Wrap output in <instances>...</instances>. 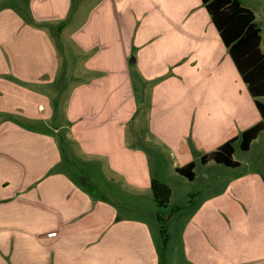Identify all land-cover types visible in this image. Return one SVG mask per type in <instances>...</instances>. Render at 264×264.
Listing matches in <instances>:
<instances>
[{"label": "crops", "instance_id": "1", "mask_svg": "<svg viewBox=\"0 0 264 264\" xmlns=\"http://www.w3.org/2000/svg\"><path fill=\"white\" fill-rule=\"evenodd\" d=\"M108 1H100L99 17ZM240 1L256 14L264 52V0ZM112 2L131 14L134 8L147 10L152 48L129 63L132 54L112 40L111 47L118 48L108 51L87 21L70 35L83 53L99 48L86 59L84 80L72 89L65 115L72 122L71 138L105 159L118 178L102 186L68 178L71 160L62 159L57 143L62 127L55 128L57 136L32 127L40 122L48 129L54 115L52 81L65 76L61 52L69 42L58 46L68 26H58L53 12L63 16L66 7L38 2L29 13L15 6L17 0H0V264L166 263L169 248L162 259L148 222L120 210L137 213L140 199L151 203L153 178L172 188L174 210L181 207L169 218V231L173 225L180 230L186 264H264V166L202 164L204 187L188 191L186 203L177 200L168 177H156L152 169L151 157L161 164L159 158L168 155L179 175L177 168L195 163V152L202 157L261 121L202 0ZM116 18L120 24L119 14ZM41 22L48 28L40 29ZM134 65L141 69L135 74ZM137 78L145 85L164 78L147 90L152 98L141 119L139 109L147 102L138 97ZM135 117V125L126 126ZM195 165L194 180L179 177L197 181ZM50 167L56 175L43 179ZM186 206L195 208L182 216ZM43 217H49L48 227Z\"/></svg>", "mask_w": 264, "mask_h": 264}, {"label": "rangeland", "instance_id": "2", "mask_svg": "<svg viewBox=\"0 0 264 264\" xmlns=\"http://www.w3.org/2000/svg\"><path fill=\"white\" fill-rule=\"evenodd\" d=\"M18 3H16L15 6H22L25 7L29 13H31V8H38V2L44 3V4H50L53 2L54 8H60L65 6L66 8L63 9L66 10L65 14L62 16V12L58 10H54L53 12V21L55 23H58V26H61L63 24H66V27L68 26V29L65 30V36L63 41L60 39L58 41V46L62 47V44L68 43V49L66 47V51H64V48L62 47L63 51L61 52V57L64 62H66V67L64 69L65 76L61 77V74L59 78L54 79L53 85L55 86L51 87L52 93L55 96V104L53 108L54 115L50 119L49 123L47 124L48 129L42 125L40 122H38V125L32 126L35 128H38V132L46 133L50 136H57L58 135V146H59V152L62 155V159H64V156L66 159L71 160L69 163V179L72 181H76L81 184V182H92L96 184H100L102 186H111L112 180L117 181L118 178L114 175L113 172L110 171V167L108 166L109 163L106 162L105 159L99 158L97 156H93L89 153H87L83 148V142H78L71 138V127L72 122L68 120V116L65 114L67 113L66 106L69 104L70 97L72 95L71 91L73 88L78 87L81 85L82 81L84 80V64L86 62V59L89 60L92 58V56H95L99 48L94 46L91 48V51L89 53H83L82 48L78 45V41L75 39L76 45L71 44V37L70 35L72 33L79 32V28L82 27L84 21H87L89 23V30L91 31V34L95 35L94 38H97L101 36L104 39V42L107 44H104L107 46L108 51L111 48H118V47H111L110 42L111 40L117 43H120L122 48L124 47L129 51L132 55L129 58V63L132 60L133 56L137 54H142L146 52H150L149 49L152 48V45L147 41L148 37L151 35L150 31L151 28L149 26V21L146 18V11H143L145 8H134L133 13L131 14L130 8L123 7L120 5H116L112 2V0H109L105 8H101V14L99 17L98 14V5L100 4V1L102 0H69L68 5L66 6V0H17ZM117 14H119V18H121V23L119 24L117 22ZM29 16V15H28ZM99 17V18H98ZM30 22L34 21V18L28 19ZM103 23V27L100 26V22ZM34 24V23H30ZM40 29H47L48 26L44 24V22H41L40 25H37ZM100 26V28H99ZM82 29V28H81ZM53 30V29H52ZM54 34H56V31L53 30ZM101 33V34H99ZM77 38V36L75 37ZM147 47V48H146ZM78 51V53H77ZM72 52H74V59L71 60ZM76 56V57H75ZM73 61V62H72ZM139 65H134L133 71L135 74V70H141ZM89 75V74H88ZM141 76V72L139 74ZM87 76V75H86ZM164 78L154 80L150 83H146V85L142 82V79L139 80V78L135 79V85L137 88V94L140 100L146 101L147 103H143L144 106H141L139 109V115L140 119L143 117L141 115L142 113H145L147 110V104L149 105V97L152 98V89L147 91L148 89L155 87L157 84L163 81ZM143 83V84H142ZM46 87H44V90ZM43 90V91H44ZM147 91V93H146ZM45 94V93H44ZM18 95H16L17 97ZM65 116V117H64ZM18 121L24 124V121L21 117H17ZM17 121V120H16ZM136 121V117L132 120H128L126 126L132 127V124H134ZM66 123L68 128L66 127ZM135 125V124H134ZM133 125V126H134ZM20 127L26 128L25 124L21 125ZM62 127L59 131V134L55 135V128ZM133 129V128H132ZM69 134V139L64 138ZM241 136L242 133L238 135L237 141L234 144L235 147V154L234 159L239 162L242 165L247 164L249 161L252 162L254 165L264 166V159L262 158V154L264 153V135L260 137L252 146L249 151H243L241 149ZM217 149V148H216ZM215 149V150H216ZM214 151V150H213ZM196 154H193V158L195 163L197 164V173H198V179L194 183H191L190 181H186L185 179H182L179 177V175H176L174 169L171 168V164L173 162L171 157H167L168 155H165L166 157H160L161 164H158L154 157H151L153 160L152 169L155 173L154 175L156 177H162L165 175V177H168V181L172 182L174 185V191L176 192L177 200L182 201L181 203H186L184 201V196L188 191H199L201 190L204 185L202 184L201 176L204 174V170L202 169V163L200 160L201 152L198 154V152H195ZM197 155H200L199 157ZM211 164L216 165V163L211 162ZM56 171L50 167L49 172L46 175H43L42 178L45 179L46 177L56 175ZM65 176V175H64ZM2 175L0 174V180L2 179ZM41 178V179H42ZM155 179V178H153ZM157 179V178H156ZM159 180V178H158ZM81 181V182H80ZM161 181V180H160ZM183 182V184L181 183ZM92 192H98V188H91ZM155 200V199H154ZM151 201V203L146 202V199H140V205L139 209H142L141 212L137 213H131L128 212L125 208H121L120 210L122 214L126 215H136L139 217V219H143L148 222V224L151 226L152 231L155 235L156 243L158 244V248L162 251H165L168 249V261L164 264H186L185 259L183 257L182 253V244H181V236H180V230H178L177 225L174 227V225L170 228L169 231V218L175 213L174 210V201L169 203L167 208L161 209L156 205L155 201ZM172 200V199H171ZM155 204V205H154ZM119 207V206H118ZM178 207V206H177ZM176 207V208H177ZM180 207V206H179ZM175 208V209H176ZM193 207L186 206L185 210L181 214L182 216H187V214L190 212V210ZM161 214L164 217H166V232L169 236V241L167 245L164 244V237L161 233V225L158 223V230H156V227L154 228V224L156 226V222H158V215ZM43 228L48 227L50 225V219L49 217H43ZM175 222V221H174Z\"/></svg>", "mask_w": 264, "mask_h": 264}, {"label": "trees", "instance_id": "3", "mask_svg": "<svg viewBox=\"0 0 264 264\" xmlns=\"http://www.w3.org/2000/svg\"><path fill=\"white\" fill-rule=\"evenodd\" d=\"M213 24L215 25L222 42L227 48L243 82L248 87L254 98L261 116L260 123L245 130L241 136V149L249 151L252 143L264 133V104L260 101L264 98V52L261 48L262 30L257 22L254 11L242 4L240 0H202ZM237 138H233L219 146L216 150L204 154L201 157L202 164L214 162L219 165L236 168L239 162L234 159V144ZM195 163L191 162L177 168V173L187 180L195 178ZM151 190L153 197L161 209L167 208L172 197V188L158 180L152 179ZM181 207L176 208L179 211ZM161 233L164 244L167 245L169 236L166 232V217L159 214ZM164 259V251L160 254Z\"/></svg>", "mask_w": 264, "mask_h": 264}]
</instances>
